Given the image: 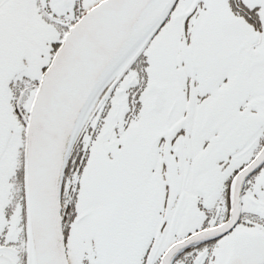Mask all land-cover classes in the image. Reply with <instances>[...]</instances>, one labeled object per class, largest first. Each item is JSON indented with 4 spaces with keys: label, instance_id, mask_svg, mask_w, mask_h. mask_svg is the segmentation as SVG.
Here are the masks:
<instances>
[{
    "label": "snow or ice",
    "instance_id": "snow-or-ice-1",
    "mask_svg": "<svg viewBox=\"0 0 264 264\" xmlns=\"http://www.w3.org/2000/svg\"><path fill=\"white\" fill-rule=\"evenodd\" d=\"M0 264H264V0H0Z\"/></svg>",
    "mask_w": 264,
    "mask_h": 264
}]
</instances>
